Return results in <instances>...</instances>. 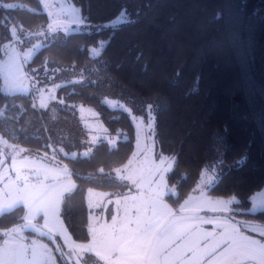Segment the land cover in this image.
Here are the masks:
<instances>
[{"label":"trees","instance_id":"16d2710c","mask_svg":"<svg viewBox=\"0 0 264 264\" xmlns=\"http://www.w3.org/2000/svg\"><path fill=\"white\" fill-rule=\"evenodd\" d=\"M70 1L84 27L49 34L41 0H0V57L11 28L27 41L43 32L30 65L48 61L60 70L55 81H64L56 100L41 109L32 94L3 92L0 77V136L54 152L71 167L76 187L61 215L73 237L89 239L88 188L110 196L127 190L114 170L132 155L137 129L131 112L106 102L117 96L114 88L132 98L136 113L154 105L157 151L173 158L168 182L176 192L165 196L171 206L178 207L203 170L215 168L207 194L234 197L231 216L264 225V209L249 211L251 195L264 187V0ZM122 13L125 22L109 24ZM99 44L94 56L91 47ZM78 105L97 112L113 145L99 138L91 152L75 157L56 149L87 148L73 122ZM21 217L22 206L0 216V233Z\"/></svg>","mask_w":264,"mask_h":264},{"label":"snow or ice","instance_id":"6c2138e0","mask_svg":"<svg viewBox=\"0 0 264 264\" xmlns=\"http://www.w3.org/2000/svg\"><path fill=\"white\" fill-rule=\"evenodd\" d=\"M5 7L12 8L14 5L7 4ZM61 13L66 15L67 19L58 17L50 22L47 25L49 34L57 31L67 32L70 24L77 26L85 24V18H81L79 10L75 7L68 9L62 7ZM102 27L107 28L108 25ZM91 51L94 56L99 55L96 48ZM20 55L18 53L9 56L6 61H0V77L4 78L8 87L26 90L25 81L30 77L23 71V64L19 62ZM38 92L41 109L48 107L47 100L56 98L53 94L54 89L47 90V95L45 89H39ZM33 107L36 105L33 104ZM148 107L151 111L152 105ZM132 118L137 119L135 116ZM152 119L154 118L150 115L149 120ZM152 127V123H149L148 128L151 130ZM95 142L93 140V143ZM109 143L114 144L115 141L109 140ZM137 147L140 148L139 132ZM60 151L63 152V149ZM143 151L147 159L149 151L147 146ZM71 155L75 157L76 153ZM137 155V152L133 153V157ZM159 160L160 163L157 164L156 160L152 159L150 167L145 169L131 168L133 161L130 159L123 169L114 170L121 180L130 182L129 191L118 195L114 201H108L116 205L111 222L101 223L97 218L98 226L91 224L89 226L92 241L88 244L71 245V252L68 255L94 254L104 264H255L257 260L259 264H264V240L243 235L236 226L239 221L233 222L230 215H221L220 218H206L200 215L204 206L212 204L220 205L211 207L212 212H230L227 204L231 201L213 202L205 196L201 188L202 198L193 204L185 201L184 205L180 206L181 214L177 215L165 202L166 194L172 191L165 180L170 168L165 157L160 156ZM12 168L15 178L7 177L8 182L5 185L7 191L0 189V216L21 206L27 211L21 217L22 223L0 233L4 237L0 243V264H55L48 245L38 239L29 238L25 235V230L31 229L55 242L57 227L66 231L63 230L61 207L66 196L76 185L71 181L61 182L60 177L67 173L66 166L63 169H54L41 161L29 160L28 157L17 161L14 155ZM24 169H29L30 173ZM125 172L126 175L123 174ZM154 177L159 179L156 180ZM4 178L3 173H0V180ZM88 192L89 207H101L100 202L92 204L93 195L98 201L109 195L94 193L93 189H89ZM260 204L264 206V199ZM40 220H43V224L39 223ZM204 224L215 225V229L207 231L201 227ZM260 235L264 237V230ZM221 248L222 252L219 251ZM56 251L62 256L65 255L59 245H56Z\"/></svg>","mask_w":264,"mask_h":264},{"label":"rangeland","instance_id":"374dc122","mask_svg":"<svg viewBox=\"0 0 264 264\" xmlns=\"http://www.w3.org/2000/svg\"><path fill=\"white\" fill-rule=\"evenodd\" d=\"M41 2H42L44 11L48 14V24L58 17L60 19H67L66 15L61 13L62 7L64 9H68L69 7H75L76 9L79 10V8L76 7L70 0H41ZM45 4H47V6H45ZM79 15L81 16L80 10H79ZM125 21H126V16L124 14L123 15L121 14L117 18L111 20L109 24L114 25V24H118L121 22H125ZM84 25L85 24H81L77 26L75 24H70L69 30L67 32L80 30L84 27ZM13 29L14 28H11L12 38L4 42L1 47L2 56L0 57V61H6L9 56H15L18 53H20L21 55L19 57V62L23 64V71L28 73L30 79L25 81L26 90H22V89L8 87L4 82V78L1 77V89L3 92L8 93V94L9 93L32 94L34 104L36 106H39L40 97H39L38 90L45 89L46 90L45 94L47 95V90L54 89L53 94L56 97V89H57L56 85H60L64 81H55V77L57 76L56 74H58L60 70L55 69L53 64H51L48 61H46L43 67H40V68L38 67L33 68L30 65V62L32 61L34 54L44 44L42 37L38 35L34 37L32 40L27 41L24 39L26 33L21 32L20 30H16V29L15 31H13ZM57 32L67 33L64 31H57ZM35 45H39V47H34ZM93 48H96L99 52L101 45L99 44L98 46H93L91 47V50ZM71 76L74 77V72L71 73ZM111 94H115L117 96L114 97L113 95H109L108 97L105 98L106 102L110 106H114V107L120 106L128 110L129 112H131L132 116L137 117V119L134 121L136 124L137 133L139 132L140 134V148L137 147V135H136L135 148L133 151V153L137 152L138 155L136 157H133V153H132L128 161L120 168L123 169L125 165H128V162L131 159L133 161V164L130 166L131 168L144 167L145 169H147L148 167H150V161L152 159H155L156 163L159 164L160 163L159 157L163 156L166 158L167 166L171 170L172 165H173V158L171 156L160 154L157 151L155 138H154V121H155L154 105L146 104V114L143 115L141 113L134 112L135 106L130 102L132 98L129 95H126V93H122L121 90L114 88V93H111ZM55 100L56 98L54 100H51V99L47 100V104L50 105ZM149 105H152L151 111L149 110V107H148ZM77 108H78V111L76 113V116L78 117V119L73 122L75 123L77 128L80 130L79 134H80L81 139L87 141V148L81 151L66 152L62 147L56 146L57 150L60 151V149L62 148L63 152L61 151L60 152L63 155H65V153H68L67 156H71L72 153L85 154L93 150V144H94L93 140L97 141L99 138H104V139H107L108 141L109 140L115 141V138L111 137L107 133L105 126L100 121L99 116L94 109L87 107V106H83V105H78ZM150 115L154 119L149 120ZM149 123H152L153 125L151 130L148 128ZM110 144L113 145L112 143ZM146 146L149 150L147 153V159L143 151ZM89 149H91V151H89ZM45 153H47V156H45ZM14 155L16 156L17 161L24 159V157H28L29 160L41 161L42 163L54 169H63L66 166L67 173L63 174L60 177L61 182L66 183V182L71 181L76 185V181L74 179L73 171L71 167L68 165V163L64 159L59 158L57 155H55L54 152H44L40 150L28 149L23 146L9 143L8 141H6L4 138L0 136V161H2V163H0V173H3L5 177L4 179L0 180V189H4L5 191H7L5 187V185L8 182L7 177H12L13 179L15 178V172L12 168ZM24 171L27 173H30L29 169H24ZM168 173L169 172H167L165 175V180L167 182L168 187L172 189L171 193L175 194L176 191L174 187L171 186L168 182ZM216 173H217V170L215 168H211L209 170L208 169L203 170L194 188L189 192V194L185 197V199L178 205V207L171 206L170 203L166 199H165V202L168 204L170 208L173 209L174 212H176L177 215H180L181 214L179 211L180 206L184 205L185 201H189L190 204H193L196 201L200 200L202 198L201 188H203L205 196L208 197L211 201L213 202L217 200L231 201V203L227 204V208L230 210V212H224V213L212 212L210 210L211 207L213 206L220 207V205L212 204V205L204 206V209L200 212V215L206 218H213V217L220 218L221 215L229 216L233 210L232 205L237 200L234 197L217 198V197H212L207 194L208 187L215 181L217 177ZM123 174L126 175L127 173L125 172ZM148 178L153 179V177H148ZM154 179L158 180L159 177H154ZM124 182H126L127 184V190L124 193H127L129 191V188L131 187V184L128 181H124ZM89 189H93L94 193H97V192L105 193L95 188H88L87 193H86V197H87L86 200H87L88 207H89V200H90L89 192H88ZM262 194H264V187L251 195L250 197L251 203H250L249 211L255 212V211L264 209V206H261L260 204V201L264 199V195ZM117 196L118 195H112V196L108 195L107 197L103 198L102 201H98L95 195L91 197V202L93 205H95L97 202H100V203L102 202V203H107L109 208L106 207L105 210H100L94 206L89 207L90 219L88 222V231H89L90 224L98 226L96 225L97 218H99L101 223H105L108 221L107 217L111 218V216L115 214L116 212L115 203H108V201L109 200L114 201ZM26 211L27 209L23 207V216L25 215ZM110 211L113 212V214H111ZM189 214L190 213H184V215H189ZM231 217L233 218V222L239 221V224H237L236 226L242 234H248L252 237H255L257 240H264V237L260 235L261 231L264 230V225L256 224V223H248V222L238 220L234 218L233 216ZM61 219L63 220L62 215H61ZM110 222H107V223H110ZM39 223L43 224V220H40ZM201 227L207 231H213L215 229V225H209V224L201 225ZM63 230H66V231H62L59 226L57 227V235H56L55 242L49 240L47 236H40L39 233H36L32 231L31 229H26L25 235L31 239H38L41 243L47 244L48 247L51 249L52 256L55 260V264H61L62 261L63 262L68 261V263L70 264H104V262L100 261L98 257H96L94 254L82 253L80 256H77L75 254L68 255L71 252V247H70L71 245L88 244L92 241V235L89 232V239L87 241L76 240L71 234V232L68 230L64 220H63ZM56 245L60 246L61 250L63 251L65 255L62 256L60 252L56 251Z\"/></svg>","mask_w":264,"mask_h":264},{"label":"crops","instance_id":"0c3cea01","mask_svg":"<svg viewBox=\"0 0 264 264\" xmlns=\"http://www.w3.org/2000/svg\"><path fill=\"white\" fill-rule=\"evenodd\" d=\"M106 207H108V204L107 203H102L101 202V207H99L98 209H100V210H105V208ZM109 208V207H108ZM110 213L111 214H113V212H111L110 211ZM108 218V221L107 222H110L111 221V218L110 217H107ZM89 219H90V215H89ZM243 235H247V236H250V235H248V234H243ZM46 239V238H45ZM3 241V240H2ZM2 241L0 242V243H2ZM219 251H223V248H221V249H219ZM61 263V262H60ZM255 264H259V261L257 260L256 262H255Z\"/></svg>","mask_w":264,"mask_h":264}]
</instances>
